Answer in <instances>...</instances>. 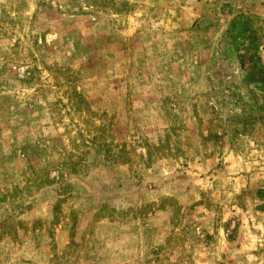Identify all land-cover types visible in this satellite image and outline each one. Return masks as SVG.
Listing matches in <instances>:
<instances>
[{"label": "rangeland", "instance_id": "rangeland-1", "mask_svg": "<svg viewBox=\"0 0 264 264\" xmlns=\"http://www.w3.org/2000/svg\"><path fill=\"white\" fill-rule=\"evenodd\" d=\"M0 264H264V0H0Z\"/></svg>", "mask_w": 264, "mask_h": 264}, {"label": "trees", "instance_id": "trees-1", "mask_svg": "<svg viewBox=\"0 0 264 264\" xmlns=\"http://www.w3.org/2000/svg\"><path fill=\"white\" fill-rule=\"evenodd\" d=\"M233 24H234V26H236V22H234ZM235 29H236V27H235V28H233V30H232V31L234 32V31H235ZM232 39L234 40V37H233Z\"/></svg>", "mask_w": 264, "mask_h": 264}]
</instances>
